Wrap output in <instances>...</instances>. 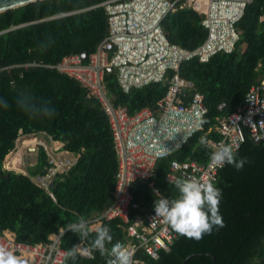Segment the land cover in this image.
Wrapping results in <instances>:
<instances>
[{
    "label": "trees",
    "instance_id": "obj_1",
    "mask_svg": "<svg viewBox=\"0 0 264 264\" xmlns=\"http://www.w3.org/2000/svg\"><path fill=\"white\" fill-rule=\"evenodd\" d=\"M100 1L35 0L0 11V99L9 105L0 107V225L12 231L17 240L46 242L49 234L59 232L81 216L93 217L113 201L117 156L108 118L99 100L64 72L26 64L53 63L65 53L94 50L107 32V15L101 5L88 6ZM80 8L84 9L49 17ZM161 25L170 41L187 48L195 47L206 36L201 15L182 4V0L165 14ZM236 29L239 38L232 51H218L205 61L193 58L180 62L178 74L192 82L181 89L180 97L187 101L194 91H200L207 109L202 128L183 146L158 158L147 179L132 182V200L144 209L153 207L158 198L153 187L170 199L179 196L175 182L164 179L171 160L208 159L212 150L199 146V137L220 138L216 128L218 117L242 102L258 74V62L264 63V0L246 4ZM42 45H47L46 50H42ZM173 73L174 69L168 68L162 80L124 91L112 71L105 75L106 87L114 103L134 112L142 106L154 107ZM23 97L31 98L26 103H47L55 109V115L30 118L17 106V100ZM221 101L225 102L222 109L217 106ZM41 131L79 153L66 172L54 177L55 199L28 175L2 166L19 132ZM235 152L238 159L247 157L248 163L240 171L225 164L212 181L222 190L219 210L225 227H214L211 234H204L199 241L176 233L169 248L161 249L158 257H150L141 249L137 257L147 264H179L189 254L183 264H264V141H254L246 135ZM45 162V152L40 149L36 162L28 166L29 173L42 170ZM135 212L130 210L129 221H133ZM103 226L111 228L113 244L126 239L124 224L111 218L91 229L86 242L94 239L96 230ZM80 240L71 230L65 229L60 235V244L66 250ZM207 252L213 253L214 260ZM61 264H106V258L96 251L91 257L78 256L76 261L65 256Z\"/></svg>",
    "mask_w": 264,
    "mask_h": 264
},
{
    "label": "built area",
    "instance_id": "obj_2",
    "mask_svg": "<svg viewBox=\"0 0 264 264\" xmlns=\"http://www.w3.org/2000/svg\"><path fill=\"white\" fill-rule=\"evenodd\" d=\"M179 0H102L91 6L101 5L107 15V32L96 44L94 50H79L63 54L56 62H28L55 68L78 80L95 96L105 111L111 128L117 156V168L112 190L113 201L101 212L86 219L90 224L106 219L118 218L123 224L126 239L123 243L133 254L134 264H147L136 256L143 250L156 258L161 249L167 250L176 232L161 217H155L154 206L144 209L132 200L131 184L135 180H145L153 172L155 161L183 146L190 136L202 128L206 112L203 93L194 91L187 101L180 97L183 87L192 82L178 74L180 62L197 58L208 60L218 51L230 52L239 38L236 21L251 0H182V4L195 9L201 15V24L206 28V36L192 48L183 47L170 41L161 25L165 14L174 9ZM87 8V7H84ZM77 10L55 13L49 17L65 15ZM173 68L174 73L164 95L154 107L142 106L129 112L123 104L114 103L106 87L105 75L112 71L117 83L124 90L140 87L164 78L165 71ZM259 71L246 91L241 103L218 117L216 125L220 138H208L212 151L221 142L230 143L236 150L246 135L254 141H264V63L258 62ZM218 108H224L221 101ZM39 133L19 132L14 146L5 154L2 166L28 175L39 187L55 199L52 182L54 177L66 172L79 153L64 147L61 140L52 138L42 131ZM20 144V145H19ZM42 149L46 162L42 170L29 173L24 162L25 154H35ZM12 153L16 154L11 156ZM219 166L198 162L192 158L172 159L164 179L175 182L178 177L199 178L214 181ZM150 186L151 183H149ZM153 187V186H152ZM159 190L153 187V192ZM159 193L169 198L161 190ZM170 199V198H169ZM134 209L133 221H129L130 210ZM68 227V226H67ZM49 234L46 242L30 243L17 240L14 233L0 230V244L14 254L25 258L28 264H61L66 256V248L60 244V235L67 229ZM81 240L76 244H80ZM88 243L85 241L84 246ZM110 248V247H109ZM89 254L83 256L91 257ZM28 259V260H27Z\"/></svg>",
    "mask_w": 264,
    "mask_h": 264
},
{
    "label": "clouds",
    "instance_id": "obj_3",
    "mask_svg": "<svg viewBox=\"0 0 264 264\" xmlns=\"http://www.w3.org/2000/svg\"><path fill=\"white\" fill-rule=\"evenodd\" d=\"M47 45H42V50H46ZM29 97L17 100V106L25 111L30 118L39 115L52 117L55 109L49 107L47 103L36 104L26 103ZM8 102L0 99V107L7 108ZM198 145L207 148L210 141L206 136H200ZM211 165L222 167L225 164L232 165L237 171L243 169L248 163L247 157L237 158L233 145L221 142L218 149L208 155ZM175 187L179 196L174 199L163 197L159 190H155L158 197L154 204L155 217L163 218L170 227L179 235L189 239L199 241L204 234H211L214 227L223 228L225 223L220 214L219 205L222 199V190L213 182L206 180L203 176L177 178ZM79 235L80 244H74L66 252V257L76 261L78 256L91 255L98 251L102 257L106 258V264H134L133 254L127 247L117 241L113 242V235L109 226H103L96 230L94 239L84 246L90 232L88 221L81 216L78 221L67 227ZM109 245L111 247L109 248ZM0 264H28L20 256L14 254L3 244H0Z\"/></svg>",
    "mask_w": 264,
    "mask_h": 264
},
{
    "label": "water",
    "instance_id": "obj_4",
    "mask_svg": "<svg viewBox=\"0 0 264 264\" xmlns=\"http://www.w3.org/2000/svg\"><path fill=\"white\" fill-rule=\"evenodd\" d=\"M35 1V0H0V11L13 8L22 4H26L28 2ZM0 229H2V226L0 225ZM207 254L214 260V255L211 252H207ZM191 254L187 255L182 259V261L179 264H183V262L190 256Z\"/></svg>",
    "mask_w": 264,
    "mask_h": 264
},
{
    "label": "rangeland",
    "instance_id": "obj_5",
    "mask_svg": "<svg viewBox=\"0 0 264 264\" xmlns=\"http://www.w3.org/2000/svg\"><path fill=\"white\" fill-rule=\"evenodd\" d=\"M242 47H243V45L241 46V48ZM37 136H41V137L47 139L46 135L45 134H42L41 132H40V134H37ZM14 155H16V154L12 153V155H10V157H8V159L11 158V156H14ZM35 158L36 157H35V154L34 153L33 154H25L24 162H26V163L32 162V160H34Z\"/></svg>",
    "mask_w": 264,
    "mask_h": 264
},
{
    "label": "crops",
    "instance_id": "obj_6",
    "mask_svg": "<svg viewBox=\"0 0 264 264\" xmlns=\"http://www.w3.org/2000/svg\"><path fill=\"white\" fill-rule=\"evenodd\" d=\"M194 10H195V9H194ZM41 133L43 134L42 131H41ZM38 134H40V132H39ZM35 157H36V158H35L34 160H32V164H34V163L36 162V160H37V155H35ZM32 164H31V165H32ZM28 166H29V165H28ZM98 226H100V224L96 222V223H94V224H93V223L90 224L89 227H90L91 229H96ZM2 229H3V228H2ZM2 229H0V230H2ZM6 230L9 231L8 229H6ZM10 232H11V231H10ZM24 259H25V258H24ZM27 260H28V259H27Z\"/></svg>",
    "mask_w": 264,
    "mask_h": 264
}]
</instances>
